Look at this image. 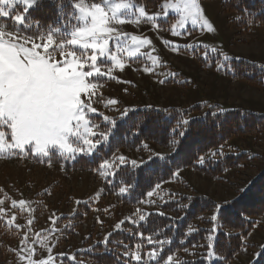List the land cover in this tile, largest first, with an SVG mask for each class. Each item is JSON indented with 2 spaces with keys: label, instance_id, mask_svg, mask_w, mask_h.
<instances>
[{
  "label": "rangeland",
  "instance_id": "obj_1",
  "mask_svg": "<svg viewBox=\"0 0 264 264\" xmlns=\"http://www.w3.org/2000/svg\"><path fill=\"white\" fill-rule=\"evenodd\" d=\"M80 2L77 0L72 4L63 22L62 18L57 20L59 32L54 33L53 46L64 38H70L73 26H79L80 22L74 17L80 13L74 5ZM83 2L90 7L91 3L86 0ZM119 2L121 0H108V4H104L102 0L99 3L107 10L110 4ZM124 2L133 5L131 13L122 10L117 14L125 23L113 21L107 25L114 29L111 33L113 37L120 34L119 41L109 40L107 50L109 54H115L124 67L114 66L107 56L98 57L97 63L101 70L107 73L111 67L112 73L111 77H95L99 86L93 90L94 95L82 94V100L91 96V105L96 109L86 118L103 127L106 123L104 116L109 117L108 123L112 120L116 123L123 121V109L186 110L195 105H216L223 111L239 109L264 115V88L246 86L232 80L236 62L244 61L264 69V27L239 34L233 22L236 15L223 13L219 0H198L213 31L209 33L202 25H192L186 21L183 28H175L180 34L174 35L173 25L178 23L179 13L168 9L165 17L161 5L172 4L176 0H164L158 9H145L143 16L137 7L141 5L131 0ZM35 5L25 12L26 5L15 3L10 11L12 15H23L24 23L17 24L11 17H0V25L14 34L18 30V39L20 36H31L40 43V27L27 18V13ZM132 36L138 38L136 42L131 40ZM143 40L148 43H141ZM193 45L198 47H191ZM26 46L31 47V42ZM66 47L74 48L77 53L82 51L78 46ZM125 47L128 51H136L138 47L139 51L136 56L129 57L128 51L118 50ZM39 51L43 52V48ZM88 53L91 54V49ZM224 55L229 57L228 61L223 59ZM54 59H62L59 52ZM109 99L119 103L108 105ZM5 131L10 132V129ZM6 139L10 141V135ZM71 139L75 142V138ZM105 146L106 143L98 145L97 150ZM227 146L236 150L237 154H246L247 161L220 176L219 180L191 170H182L171 181L161 184L159 189L155 188L152 197L146 195L136 205L123 201L127 199L128 191L121 194L119 188L123 186L118 184L117 187L114 180L119 168L125 167L120 164L118 157H125L126 166H133V160L140 165L142 160H148L149 155L156 157L170 154L171 146L163 148L145 142L134 150L119 149L108 159L115 168L107 177L99 174L102 171L100 167L94 172L66 170V165H72L82 156L91 158L97 150L87 155L77 153L71 159H66L56 148H50L49 156L43 157L33 152L31 145L26 146L23 155L0 153V201H3L0 209L4 210L0 212V264H29V248L33 249L30 258L35 262L51 257L50 264L81 263L82 253L105 243L106 236L144 224L151 215L175 223L182 218L178 210L187 207L198 196H205L217 204L235 199L264 169V135L240 137L231 140ZM20 200L27 202L23 209L20 208ZM13 201L16 202L15 206ZM140 213L145 214V221H139ZM214 215V211L205 213L187 226L185 235L191 236L202 231L206 233V240L187 249V252L183 250L175 253L171 263L203 257L207 251L208 237L214 238L212 229L215 222L211 220ZM13 216L16 219L12 225H8L7 220ZM29 220L33 221L32 224L28 223ZM121 221L122 227L117 230L115 225ZM26 235L27 244L22 247L21 241ZM137 237L141 238L139 235ZM141 239L142 242L138 243L141 245L140 262H149L148 252L155 248L159 253L161 245L157 242L165 239L161 236ZM149 239L153 240L152 244L148 243ZM247 245L231 264H251L264 248V215L257 219V226L250 234ZM120 246L128 248L127 244ZM136 251L134 245L131 251L121 250L119 253L130 258ZM22 255L26 257L23 261L18 259Z\"/></svg>",
  "mask_w": 264,
  "mask_h": 264
},
{
  "label": "trees",
  "instance_id": "obj_2",
  "mask_svg": "<svg viewBox=\"0 0 264 264\" xmlns=\"http://www.w3.org/2000/svg\"><path fill=\"white\" fill-rule=\"evenodd\" d=\"M77 0H40L35 7L27 13V18L40 27V32H52L58 24L60 17L65 16L71 10L72 4ZM89 3L102 0H86ZM135 4L143 6L146 10H154L160 7L164 0H131ZM221 11L225 14L234 13L233 21L239 34L248 33L252 29L264 27V0H219ZM252 21V22H250ZM232 80L241 82L246 86L264 88V69L257 68L247 62H236ZM132 120L136 121L135 128H129L123 121L116 130L115 138L110 135V141L104 148H99L91 158L79 157L72 165H67L66 170L71 171H96L105 159L119 149L134 150L149 142L155 146L172 147L173 139L179 142L177 150L163 156L167 159H158L151 174L141 172L140 167L125 166L128 177H123L118 172L114 180L120 186L128 188V197L123 201L129 205L138 204L149 190H154L155 185L171 181L176 173L182 170H191L213 180L238 165L247 161L244 153L237 154L236 150L228 148L231 140L244 136L264 135V115H256L244 110L234 109L220 111L216 105H195L186 110L167 109L157 110L143 108L129 113ZM186 119L190 122L186 135L183 138L173 136V129L178 121ZM147 126L143 133L140 129ZM223 145L222 154L215 158H207L206 154L219 149ZM200 156H206L205 163H198ZM150 177V184L145 179ZM215 212L214 238L212 239L214 257H203L194 261H183L187 264H231L233 260L248 247L247 240L257 226V219L264 215V169L238 193L235 199L217 204L205 196H198L191 200L187 207L178 210L182 214L179 222H170L163 217L151 215L144 224L131 226L126 232H117L109 236L107 243L97 245L88 252L82 253L81 263L70 264H163L169 253L189 249L206 240V233L200 231L191 236L185 235L189 224L197 220L199 216ZM176 212V211H175ZM223 213V215H221ZM141 233L143 235H141ZM161 236L170 241L159 251L160 260L152 262H134L129 257L119 253L121 250H129L134 245L142 242L141 238ZM114 242L127 244L125 249ZM171 264H180L171 263ZM251 264H264V248L259 252Z\"/></svg>",
  "mask_w": 264,
  "mask_h": 264
},
{
  "label": "snow or ice",
  "instance_id": "obj_3",
  "mask_svg": "<svg viewBox=\"0 0 264 264\" xmlns=\"http://www.w3.org/2000/svg\"><path fill=\"white\" fill-rule=\"evenodd\" d=\"M17 2L26 5L24 11L27 12L37 3V0H0V17H11L17 24H23L24 16L19 13L12 15L10 11ZM103 3L108 4V0H103ZM74 6L80 13L74 19H77L80 24L73 26V30L69 34L70 38H64L56 46H53L54 33H58L59 29H53L52 32L39 35L38 39L41 42L37 43L36 39L31 36H20L18 39V30L14 34L13 31H6L4 25H0V153L23 155L26 146L31 145V150L43 157L49 156L50 148H56L66 159H71L77 153L87 155L93 150H97L98 145L110 141V135L115 138L116 130L119 129L120 125L116 124L115 120L108 123V116L103 117L106 122L103 127L86 118L89 113L96 112V109L91 105V96H88L87 100H82V94H95L93 90L99 86L95 77L105 75L111 77L112 68L109 67L107 73L102 71L97 63L98 57L107 56L114 62V66L121 69L124 67L117 56L109 54L107 50L110 39L120 40V34L118 33L113 37L111 33L114 29L107 25L113 21L125 23V20L120 19L117 14L122 10H128L131 13L133 5L131 2L121 0L119 3L110 4L106 10L101 6V3L92 2L88 7L81 0ZM137 7L140 15H145V8L143 6ZM161 8L165 17L168 15V9L179 13V21L173 25L174 35L180 34L175 31V28H183L186 21H190L192 25H202L209 33L213 31V27L205 18L198 0H176L172 4H162ZM159 14L157 13V15ZM137 39L136 36L131 37L133 42H136ZM30 42L31 47H27L26 45ZM141 43H148V41L143 40ZM66 45L78 46L82 51L77 53L74 48H68ZM191 47L195 48L198 45ZM41 48H43V52L39 51ZM89 49H91V54L88 53ZM118 50L128 51L127 47ZM137 51H139L138 47L136 51H128V56H136ZM213 51L216 50L213 49ZM57 52L62 59H54ZM223 59L228 61L229 57L224 55ZM145 70L148 71V69ZM112 78L114 79V77ZM160 82L163 83V81ZM118 103L112 99L107 101L108 105H117ZM130 111L132 110L123 109L121 116L126 118L125 123L131 129L135 128L137 124L129 116ZM220 111L222 112L223 109ZM189 124L190 122L186 119L178 121L176 128L173 129V136L185 137ZM146 127V125L141 127V133ZM5 129H10V132H6ZM8 135L11 137L10 141L6 139ZM90 137L95 139H90ZM71 138H75V142ZM81 141L82 145L80 144ZM172 147L177 150L179 142L173 139ZM222 150L223 145L219 149L207 153L206 156L207 158H215L222 154ZM206 156H200L197 162L205 163ZM156 158L167 159L163 156ZM156 158L149 155L147 161L142 160L140 165H137V162L133 160L132 165L140 167L141 172L151 174L155 170ZM118 160L121 165L126 166L127 161L124 156H119ZM99 167L102 169L99 174L107 177L112 174L115 165L105 159ZM120 174L123 177L129 176L126 167L120 169ZM145 183H151L150 177L145 179ZM155 188L159 189L160 184L157 183ZM127 191V187L119 188L121 194ZM147 196L152 197L153 191L149 190ZM26 203L25 200H20V208L23 209ZM12 204L15 206L16 202L13 201ZM3 211L0 209V212ZM15 219L16 216H13L7 220V224L12 225ZM145 220V214L140 213L139 221ZM211 220L216 221L217 216H212ZM32 222V220L28 221L29 224ZM56 222L53 221V223ZM122 223L123 221L118 222L115 228L121 229ZM212 231H217V228L213 227ZM141 235L143 234L141 233ZM27 239L26 235L21 241L22 247L26 246ZM108 240L109 237L106 236L105 243ZM208 240L206 255L208 258H212L214 257L212 237L209 236ZM168 242L170 241L161 240L157 242L161 245L160 251L163 250V245ZM148 243L152 244L153 240L149 239ZM140 247V244L136 245L137 251L131 255V260L136 262L142 260L139 253ZM49 251H51L50 248ZM185 251L187 252V249ZM28 252L30 254L29 264H50L51 257L35 262L30 258L33 249L29 248ZM192 254L195 255V253ZM147 256L149 262L160 260L159 253L155 248L149 251ZM25 258L23 255L18 257L21 261ZM172 260L173 255L169 253L165 264H171ZM180 264H187V262H180Z\"/></svg>",
  "mask_w": 264,
  "mask_h": 264
}]
</instances>
